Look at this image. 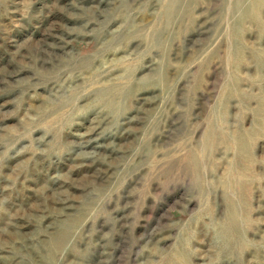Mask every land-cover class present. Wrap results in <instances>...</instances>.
<instances>
[{
    "label": "rangeland",
    "instance_id": "374dc122",
    "mask_svg": "<svg viewBox=\"0 0 264 264\" xmlns=\"http://www.w3.org/2000/svg\"><path fill=\"white\" fill-rule=\"evenodd\" d=\"M0 264H264V0H0Z\"/></svg>",
    "mask_w": 264,
    "mask_h": 264
}]
</instances>
